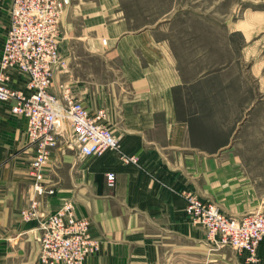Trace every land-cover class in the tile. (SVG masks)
Wrapping results in <instances>:
<instances>
[{
	"label": "crops",
	"instance_id": "1",
	"mask_svg": "<svg viewBox=\"0 0 264 264\" xmlns=\"http://www.w3.org/2000/svg\"><path fill=\"white\" fill-rule=\"evenodd\" d=\"M200 1L63 0L50 90L104 111L119 142L118 152L83 158L59 138L44 167L55 193L40 210L71 203L99 242L84 264H264V241L248 263L185 214V195L227 216L264 211V152L238 149L258 109L248 78H264V11L234 21L232 2L213 0L203 18ZM11 2L0 0V53ZM23 81L12 71V88ZM25 128L0 101V264H34L39 247L37 222L20 217L32 199Z\"/></svg>",
	"mask_w": 264,
	"mask_h": 264
},
{
	"label": "built area",
	"instance_id": "2",
	"mask_svg": "<svg viewBox=\"0 0 264 264\" xmlns=\"http://www.w3.org/2000/svg\"><path fill=\"white\" fill-rule=\"evenodd\" d=\"M63 9V0H12L0 53V101L10 103L12 112L25 119V137L33 154L29 170L32 199L20 217L38 224L34 264H84L99 250V242L88 235L89 220L76 218L71 203L52 213L40 210L41 202L55 193L44 182V167L59 138L67 133V145L83 158L119 150L117 138L103 125L104 111L91 114L70 94L58 98L50 90L60 65L56 37ZM14 70L24 76L20 88L9 85ZM119 159L126 165L137 163L135 156L120 154ZM106 185L114 188V173L106 174ZM185 202L187 218L204 228L210 244L245 253L248 263L257 262V249L264 241V211L232 217L193 195H185Z\"/></svg>",
	"mask_w": 264,
	"mask_h": 264
},
{
	"label": "rangeland",
	"instance_id": "3",
	"mask_svg": "<svg viewBox=\"0 0 264 264\" xmlns=\"http://www.w3.org/2000/svg\"><path fill=\"white\" fill-rule=\"evenodd\" d=\"M213 0H201V17H209V2ZM224 2V0H218ZM232 2L231 8L233 11V20H238L241 17V13L244 9L248 8L249 10L254 11H264V0H249L246 3H242L240 0H227V2ZM218 5V6H219ZM221 6V5H220ZM251 65V62L249 63ZM249 79V101L253 106H258L257 113L254 117L249 120V123L243 133L242 142L239 144V150H248L253 152H264V78H261L259 81L255 77H250ZM258 83V84H257ZM64 137H68L67 133L64 134ZM264 163V159L259 160Z\"/></svg>",
	"mask_w": 264,
	"mask_h": 264
}]
</instances>
